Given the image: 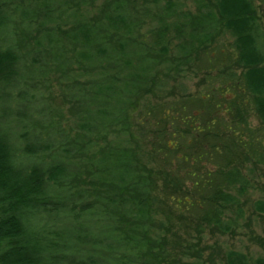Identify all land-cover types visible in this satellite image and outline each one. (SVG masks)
Wrapping results in <instances>:
<instances>
[{
	"label": "rangeland",
	"instance_id": "rangeland-1",
	"mask_svg": "<svg viewBox=\"0 0 264 264\" xmlns=\"http://www.w3.org/2000/svg\"><path fill=\"white\" fill-rule=\"evenodd\" d=\"M252 1L264 31V1ZM7 7L15 14L0 49L12 48L19 59L16 79L0 91V128L21 164L61 171L56 180L45 175L41 202L22 210L28 234L46 249L47 263L227 264L229 251L244 253L250 262L264 257V211L256 209V202H264V163L257 158L239 165L250 185L230 190L236 201L225 208L224 230L197 228L193 211L182 214L172 201L153 200L138 189L108 182L105 173L116 160L109 158L107 165L103 159L124 141L134 155L152 152V143L140 133V117L150 109L197 99L221 67L218 58H226L228 70L239 76L244 70L233 62L234 37L222 24L206 45L193 36L201 16L212 11L220 18L216 0H14ZM116 9L131 28L119 24L92 44L82 42L83 35L69 38L83 25L98 27L117 18ZM25 10L29 16L20 18ZM110 47H119V53H110L108 60L103 55ZM88 50L95 62L87 61ZM98 83L137 85L128 101L119 102L125 125L107 132L92 128L85 111L96 108L87 97ZM117 101L111 106H118ZM248 111L254 145L262 154L263 124L253 107ZM167 130L172 131L171 125ZM147 166L144 173L156 176L158 164ZM179 172L192 187L184 169ZM140 198L150 211L146 226L127 213ZM87 202L90 209H85ZM129 234L148 247H132L124 240Z\"/></svg>",
	"mask_w": 264,
	"mask_h": 264
},
{
	"label": "trees",
	"instance_id": "trees-1",
	"mask_svg": "<svg viewBox=\"0 0 264 264\" xmlns=\"http://www.w3.org/2000/svg\"><path fill=\"white\" fill-rule=\"evenodd\" d=\"M13 1L0 0V38L10 23V15L15 14L13 9L7 7ZM216 4L220 18L212 11L201 16L204 19L197 21L195 28L199 27L198 32L194 31L193 36L200 46L206 45L218 33V22L222 24L234 37L237 58L233 62L244 69L240 76L236 71L228 70L226 58H218L221 67L215 77H210L209 86L201 94L204 98L200 95L197 99L168 108L150 109L146 117H140V133L152 143V152L134 155L129 141H124L103 161L107 164L109 158L116 160V163L107 164L105 173L108 182L138 189L144 195H150L153 200L163 201L165 198L172 201L181 208L182 214L191 215L193 211L197 228L208 225L224 230L227 229L223 218L225 208L236 201L230 190L236 186L244 190L250 185L249 178L239 167L240 163L252 158L264 163V153L261 154L254 145L248 122V110L253 107L263 124L264 139V31L258 23L252 0H216ZM116 11L117 18L104 20L98 27L83 25L76 32L70 33L69 38L79 39L83 35L85 40L82 42L92 44L100 41L109 30L116 31L119 24L131 28L130 22L126 23L124 18H120L122 10ZM25 12V16L20 18L29 16L28 10ZM103 25L106 27L103 28ZM119 47H110L103 56L111 60L119 53ZM121 47L123 49L125 45L121 44ZM90 52L87 51V61L95 62ZM18 56L12 48L0 49L1 92L17 77ZM136 87V84L131 88L98 83L94 95L87 97L96 102V108L88 107L85 111L87 117L91 116L92 128H107L104 129L107 132L114 126L125 125L122 116H119L122 111L119 102L122 103L124 99L128 101ZM112 100H118V106H111ZM120 122L123 124H118ZM168 125H171L172 131L167 130ZM182 126L186 128L182 130ZM20 162L13 152L7 133L0 128V264H51L45 259L46 249L33 234H28L22 210L30 208L38 198H43L47 180L45 175L56 180L61 178V171L58 168L51 169L53 167L50 166L27 167ZM151 162L159 166L154 170L156 176L144 173ZM181 169L192 181V187L184 182L179 172ZM141 200L127 209V213L138 224L146 226L145 222L151 218L150 211L144 200ZM85 204V209L91 208L89 202ZM256 209L264 211V202H256ZM85 212L89 214L93 210ZM124 240L138 250L148 247L136 234L124 236ZM227 264H264V257L250 262L244 253L229 251Z\"/></svg>",
	"mask_w": 264,
	"mask_h": 264
}]
</instances>
